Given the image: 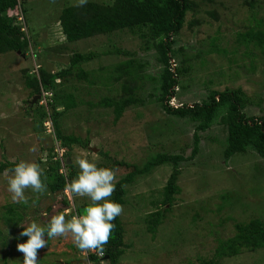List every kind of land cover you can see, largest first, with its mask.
<instances>
[{
  "label": "rangeland",
  "instance_id": "rangeland-1",
  "mask_svg": "<svg viewBox=\"0 0 264 264\" xmlns=\"http://www.w3.org/2000/svg\"><path fill=\"white\" fill-rule=\"evenodd\" d=\"M255 1L257 18L264 19V0ZM77 3L78 0H25L30 51H26L25 57L11 52L0 55V163H37L38 158L44 162L49 149L52 148V154L58 155L62 153L59 150H63L55 139L53 128L49 132L42 124L43 130H40L31 109L23 105L29 99L24 70L32 75L41 66L55 73L69 66L72 54L100 53L115 48L121 53H131L139 62L145 63L147 75L156 76L161 70L155 51H145L143 41L125 30L66 43L60 30L59 16L63 8L76 6ZM254 10L243 6L242 0H215L213 4L201 5L196 14L186 15L184 27L175 38L174 48L183 49V55L190 57L192 74L183 80L186 89L180 101L191 105L204 100L210 91L240 89L245 96V114L248 117L264 116L262 57H252L248 49L235 43V32L245 30ZM210 11L217 13V20L207 14ZM193 20L198 24L190 28ZM213 37L219 38L218 47L234 50L235 54L206 53ZM250 50L259 56L257 49ZM199 51L205 53L199 56ZM182 53L172 59L173 67L182 66ZM128 58L114 52L102 55L82 68L88 72L106 69L100 73L103 78L109 76L108 68ZM231 60L234 62L231 63ZM67 84V91L76 94L80 104L59 120L60 130L63 134L80 137L82 141L87 139L88 148L84 150L73 146L69 158L62 157L63 162L72 163L74 168H78V158H86L96 164H109L98 154L99 151L106 152L117 161L139 166L155 153H179L189 157L194 124L168 117L155 104H149L146 108H128L114 124L110 109L90 107L88 103L95 104L102 96L116 95L117 86H90L74 77ZM145 88L150 91L148 85ZM33 99L30 104L35 105L38 99L32 103ZM167 122L171 131H162ZM155 125L158 129H155ZM199 138V153L195 158L180 163L181 174L177 183L180 192L175 196L172 207L156 204L171 174L169 166L159 167L148 176L138 177L134 186L128 188L122 205L123 213L119 218L125 228L124 243L131 247L125 248V254L118 264H197L199 259L209 260L213 257L218 240L235 234V224H247L254 218L264 222V159L252 152L235 155L228 164H224L221 153L225 131L219 123L199 134ZM32 148L36 150L30 151ZM40 167L44 171L48 165L41 164ZM7 169L0 173V213L4 212L6 205L14 204L21 206V212L25 215L15 228L16 233L0 219V230L6 235L5 243L0 242V264H23V254L16 250V245L26 242L27 238L19 235L20 229L33 221L41 226L46 225L51 216L58 214L57 208L54 210L51 207L56 206L51 201L61 197H57V194L50 196L47 189L43 193L26 189L27 203L14 202L7 191L10 175L6 173ZM114 172L117 179L126 174L121 168ZM260 173L263 175L259 179L257 174ZM41 178L45 179L44 173ZM228 194L231 199L225 200L224 195ZM85 203L90 204L87 197H77L74 204L71 201V209ZM218 206L222 208L219 211ZM50 207L52 212L48 214ZM167 208L169 211L164 214L155 234L149 233L148 215L156 209L163 211ZM38 260V264H90L70 237L49 239L47 247L40 250ZM220 264H264V249L245 251L221 260Z\"/></svg>",
  "mask_w": 264,
  "mask_h": 264
},
{
  "label": "trees",
  "instance_id": "trees-1",
  "mask_svg": "<svg viewBox=\"0 0 264 264\" xmlns=\"http://www.w3.org/2000/svg\"><path fill=\"white\" fill-rule=\"evenodd\" d=\"M214 2L215 0H110L108 4H103L87 1V4L82 7L68 6L61 10L59 26L66 43L125 30L129 35L138 37L143 41L145 51H155L157 61L161 66V70L156 76L147 75L146 64L139 62L134 56H131V53H121L116 48L100 53L77 52L72 54L69 59V66L55 73H51L50 70L41 66L32 75L26 70L23 71L25 87L29 90V99L23 105H27L31 109L40 130H43L42 124L45 121H51L55 139L59 141L60 148L64 149L62 157H66V159L69 158L73 146L84 150L88 148L87 139L82 141L80 137L63 134L60 130L59 120L68 112L75 110L80 104L76 94L67 91L66 88L69 86L67 83L73 77L77 81L87 82L90 86H110L109 88H116L115 86H117L116 95L112 97L102 96L97 103H88L90 107L97 106L110 109L114 124L122 118L126 109L146 108L149 104L158 105L168 117L184 119L190 124H194L192 151L189 157H184L179 153H155L148 156L144 163L139 166L117 161L110 158L106 152L99 151L98 154L110 163H97L98 168H109L113 171L121 168L126 172L124 176L117 179L116 191L109 198L111 201L123 205L128 188L134 186L138 177L148 176L159 167L169 166L171 167V174L160 193L161 199L156 204L161 205V207H172L175 196L180 192L177 185L181 174L180 163L195 158L199 153V134L207 132L215 123H219L225 131L224 149L221 153L224 164H228L235 155L252 152L264 159V116L248 117L245 114V96L240 89H225L221 92L210 91L204 100L191 105L180 101L182 92L186 89L183 80L192 74L190 72L191 59L183 55V49L174 48L175 38L183 29L188 13L196 14L201 5H210ZM242 4L254 10L256 1L242 0ZM18 6L25 15V0H0V55L11 52L20 53L25 57L26 51H30L29 36L20 30L13 18ZM257 13V9L251 11L249 25L244 31L235 32V43L237 46L248 49L252 57H262L261 60L264 64V19H258ZM207 14L215 20L218 19L215 11H210ZM197 24L198 22L193 20L189 27L192 28ZM218 41V37L211 38L206 53L235 54L234 50L227 51L218 47ZM250 48L257 49L259 56H256ZM114 52L129 58L108 68L109 76L101 77L100 73L106 69L101 68L98 69L99 72L94 70L88 72L82 68L83 65L100 56ZM180 52L183 57L182 66L172 68L171 61ZM202 53L205 52L199 51V56ZM230 62L233 63L234 61L231 60ZM146 85L150 87V91H147ZM43 93L49 95H45L43 99ZM37 96L39 99L34 103L35 105L30 104V100ZM173 98L177 102L180 101L179 107L171 106L170 103ZM41 99L43 102L46 100L45 104ZM158 121L162 123V121ZM154 127L158 129L157 125ZM161 130L171 131L170 123H165ZM52 150V148L49 149V154L44 162L43 159L38 158L37 164L48 165L47 169L43 171L45 179H41L47 186V193L50 196L57 194V197H61L58 200L56 197V200L51 201L56 205L51 207L54 210L57 208L56 213L59 214L71 209V201L63 189L67 182L77 176L79 169L76 166L74 168L72 163L63 162V158L56 153L52 154ZM15 164L0 163V173L6 168H13ZM254 166L256 169L258 168L257 165ZM262 175V173L257 174L259 179ZM224 199L231 198L228 194L227 196L224 195ZM35 202L38 203L36 200ZM88 205L85 203L72 210L66 219H70L71 215L82 214L83 208ZM20 207L8 204L4 207V212L0 213V219L4 221L6 226L12 227L14 233H16L15 228L23 221L25 215L21 212ZM51 207L47 209L48 214L52 212ZM221 209L220 206L217 207L218 211ZM156 210L147 217L148 230L153 235L162 223L164 214L169 211L168 208L163 211ZM112 223H114L115 229L109 243L105 246L103 257L96 253H90L87 256V261L90 264L103 262L105 264H118L119 259L125 254V248L131 247V245L124 243L125 228L119 216ZM21 229L20 232L23 230ZM235 231L232 237L218 240L211 259H199L197 264H220L221 260L235 257L245 251L254 252L258 249H264V222L260 219L254 218L247 224H235ZM26 238L24 237V239ZM5 239L6 235L0 230V242L5 243Z\"/></svg>",
  "mask_w": 264,
  "mask_h": 264
},
{
  "label": "clouds",
  "instance_id": "clouds-1",
  "mask_svg": "<svg viewBox=\"0 0 264 264\" xmlns=\"http://www.w3.org/2000/svg\"><path fill=\"white\" fill-rule=\"evenodd\" d=\"M86 4L87 0H78L76 6L82 7ZM13 18L21 30L15 15ZM24 20L26 26L24 33L28 35L25 15ZM170 104L175 108L180 106L175 98ZM47 121L43 123L45 128ZM35 150V148L30 149V151ZM76 165L79 172L75 178L65 184L63 191L73 204L77 197H87L90 204L83 208L82 214L71 215L70 219H66V216L71 214L72 209H67L64 213L51 216L46 225L41 226L33 221L27 227H23L19 235L27 237V240L16 245V250L23 254V264H38L40 250L47 247L49 239L57 237H70L74 246L85 258L90 252L99 256L104 255L105 246L115 229L112 221L123 213L122 205L109 199L116 191V173L109 168H98L96 163L86 158H78ZM6 173H10L7 191L14 202L27 203L26 189H31L35 193L46 191L47 186L41 179L43 170L37 163L20 161L13 168L7 169Z\"/></svg>",
  "mask_w": 264,
  "mask_h": 264
},
{
  "label": "built area",
  "instance_id": "built-area-1",
  "mask_svg": "<svg viewBox=\"0 0 264 264\" xmlns=\"http://www.w3.org/2000/svg\"><path fill=\"white\" fill-rule=\"evenodd\" d=\"M14 15L16 17L17 22L21 25V31L26 32L24 15H23V13H22V11H21V9H20L19 6L17 7L16 12L14 13ZM42 95H43V99H44L45 95H49V94L48 93H43ZM45 126H46L47 130L50 132V130H49L51 128V122H50V120H48L45 123ZM59 151L63 153V150L62 149H60ZM62 153H61V155H58V156H62Z\"/></svg>",
  "mask_w": 264,
  "mask_h": 264
},
{
  "label": "water",
  "instance_id": "water-1",
  "mask_svg": "<svg viewBox=\"0 0 264 264\" xmlns=\"http://www.w3.org/2000/svg\"><path fill=\"white\" fill-rule=\"evenodd\" d=\"M39 97L37 96V97H35V99H38ZM35 99H33V101H32V103H34L36 100ZM68 163L70 162L69 160L67 161ZM84 262V261H83Z\"/></svg>",
  "mask_w": 264,
  "mask_h": 264
}]
</instances>
